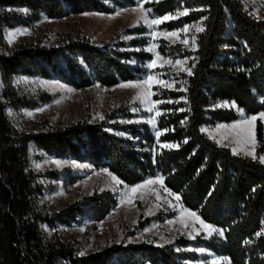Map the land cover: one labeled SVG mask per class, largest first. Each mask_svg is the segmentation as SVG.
<instances>
[{"label":"trees","instance_id":"obj_1","mask_svg":"<svg viewBox=\"0 0 264 264\" xmlns=\"http://www.w3.org/2000/svg\"><path fill=\"white\" fill-rule=\"evenodd\" d=\"M138 3L139 0H0V37L3 39L6 28L30 25L43 16L112 14ZM144 6L157 16L188 10L187 15L164 21L161 26L167 30L195 21L203 25L194 51L159 39L161 54L189 56L192 60L191 75L174 73L173 79L181 81V85L155 87L154 98L161 110L158 138L148 124L135 126L116 121L123 115L120 110L107 112L96 123L84 119L23 134L16 132L7 115V104L35 108L53 99L46 92L37 96L21 93L13 84L17 75L57 79L76 88L95 83L114 86L145 74L149 52L122 50L125 43L113 41L95 44L68 32L58 45L24 42L8 53L0 52V76L5 85L3 91L0 88V264H189L187 260L199 255L178 249L190 245L206 247L223 256L227 261L222 264H264V163L259 159L264 152V123L261 119L256 123V158L234 155L229 146L218 143L204 130L205 125L240 117L235 109L213 107L221 100L234 102L249 115L264 112V18L252 14L242 0H148ZM9 7H25L29 13L19 16ZM147 31L145 26L126 29L137 35L129 44L144 47L148 36L142 34ZM133 58L137 63H131ZM111 127L127 131L131 137L114 134ZM31 144L56 156L106 167L130 185L160 174L166 187L178 194L187 208L205 222L222 228L224 235L193 240L182 236L176 240L178 249L174 243H114L90 255H80L71 242L59 237L47 240L42 223H70L85 214L101 221L117 201L110 191H95L50 214L38 204L41 190L30 167ZM47 175L57 178L60 173L48 171ZM145 225L141 220L137 227Z\"/></svg>","mask_w":264,"mask_h":264},{"label":"rangeland","instance_id":"obj_2","mask_svg":"<svg viewBox=\"0 0 264 264\" xmlns=\"http://www.w3.org/2000/svg\"><path fill=\"white\" fill-rule=\"evenodd\" d=\"M242 2L257 18H264V0H242ZM139 4L140 0L138 5L120 8L112 14L86 12L65 17L52 18L43 16L40 20L30 25L17 24L13 28L5 29L3 39L0 37L1 53H8L24 42H41L50 46L58 45L66 32L75 36L87 37L95 44L107 41H113L114 44L125 43L121 47L122 50L139 49L146 51L145 49L149 48V46L155 45L151 52L146 51L151 54V58L146 61L144 66L148 71L136 80L121 82L114 86H103L95 83L90 87L76 88L57 79L17 75L14 78L13 84L21 93L28 96H37L40 92L53 95L51 101L41 103L35 108H15L7 104V115L18 134L36 132L40 128L55 127L59 124L66 125L84 119H90V122L96 123L102 121L107 112H115L117 110H120L119 112H122L123 115L118 116L116 121L135 126L148 124L155 136L157 131L161 134V131L157 127L159 116L155 115L156 111L161 112L158 108V101L154 98L155 87L175 88L177 85H181V81L173 79L174 73H188L187 71H179L178 69L183 67L184 69L191 70L190 63L192 57H169L161 54L159 51V39L164 38L169 43H179L183 47L194 51L197 49V33L203 25L201 21H195L178 29L167 30L161 26L163 21L159 25L152 26L156 29V35L153 39L149 35L151 30L146 26L145 18H163L165 15L175 17V13L178 10L174 13L157 16L152 11L145 13L137 10L139 9ZM143 8L150 9L146 8L144 4ZM21 9L28 10L25 7L8 8V10L17 15L26 17L29 10L25 14L19 11ZM180 10L182 11L183 9ZM117 13L120 14L117 15ZM138 26H145L148 29L147 33L142 34L148 36V43L144 47L131 46L129 42L137 35L125 32L128 28ZM185 26H188L187 33L182 30ZM22 29H26L27 31L20 34V30ZM165 31H176L178 35L176 37H169L162 34ZM12 32L18 34L10 36L9 33ZM126 36L133 38L125 39L124 37ZM192 37H195V39L193 40ZM185 38H188L187 45L182 43ZM10 40L11 43H9ZM157 53L164 57V60H158L156 67L148 68L147 65L151 60L156 58L155 54ZM185 58L187 59L184 65L173 67L177 59L183 60ZM168 59H171L173 63H167ZM131 63L135 64L137 60L133 58ZM156 69H160V71ZM166 73L169 75L168 78L163 77ZM149 75L153 76L151 86L143 83ZM160 81L164 83L161 84ZM130 82H139L140 87H120L121 84ZM60 85H63V87H60ZM0 88L2 91L5 88L1 76ZM69 89L72 91H69ZM142 90L152 93L149 99L155 103L151 113L147 110L144 99L138 98ZM213 107L231 108L236 111L238 109L243 110L238 108L234 102L228 100L218 101ZM28 113H32V115H28ZM243 114L247 117L253 116L246 114L244 110ZM256 116L260 119L259 114H256ZM241 119L240 115L237 120L232 122L205 125L204 130L212 138L219 141L220 144L229 146L231 149L235 148L237 153L244 155L252 153L249 156L256 157L258 148L256 123L258 119L255 121L253 129L255 135L254 145L250 140L246 141L243 136L237 134L240 129L219 127L221 124L231 125ZM150 120H155V127L149 122ZM262 121L264 123V120ZM109 130L117 135L131 137L127 131L120 128L111 127ZM262 155H264V152L259 158ZM56 161H60L59 165ZM76 165H80V167H76ZM30 167L36 175V182L41 190L38 204L46 208L50 214L59 212L68 203L91 195L95 191H110L115 196L116 205L101 221H97L89 214H85L76 217L70 223L56 221L53 225L48 223L41 224V230L47 240L59 237L71 242L78 249L79 254L90 255L103 251L114 243L127 244L144 241L153 242L157 245L174 243L175 248L178 249L176 240L179 237L183 236L189 240H193L198 237L210 238L218 234L217 232H212L209 235V229L203 228L195 217L188 215L189 212H195L199 216L196 211L187 208L181 199L176 200L175 196L178 194L173 193L166 187L164 179L160 174L149 177L140 183L130 185L123 182L106 167H97L88 161H81L71 157L56 156L55 154L38 149L33 144L30 145ZM48 171H59L60 175L57 178H53L47 175ZM113 176L121 181V183L117 184L112 179ZM160 178H162V183L160 182ZM148 180H153L154 183L147 184ZM138 185H143V187H139L135 193L131 192V189ZM141 197L143 198L141 199ZM200 219L203 220L201 217ZM141 220L146 225L138 228L137 225ZM169 221H173V223H169ZM212 226L223 231L220 227ZM201 249L203 251H200ZM178 250L196 252L199 255L197 258L187 260L189 264H222L227 261L223 256L202 246L190 245Z\"/></svg>","mask_w":264,"mask_h":264},{"label":"snow or ice","instance_id":"obj_3","mask_svg":"<svg viewBox=\"0 0 264 264\" xmlns=\"http://www.w3.org/2000/svg\"><path fill=\"white\" fill-rule=\"evenodd\" d=\"M148 2V0H140V4H139V9L137 10H141L145 13L147 12H150L151 10L150 9H144L143 8V4ZM21 12H24L25 14H27V11L26 9H21L19 10ZM120 13H117V15H119ZM188 14V10L187 9H183L182 11L181 10H178L176 13H175V17H179V16H183V15H187ZM171 15H165L163 18H159V17H154V18H151V19H147L145 18V24L146 26L151 30L149 32V35L154 39L155 38V35H156V29H154L152 26L153 25H159L161 24L163 21H167L169 19H173L175 18ZM206 19V17L204 18ZM185 33H187L188 31V26H185L183 29H182ZM200 31H203V29H199ZM27 31L26 29H22L20 30V34H22L23 32ZM18 33L16 32H12V33H9L10 36H14V35H17ZM162 34L166 35V36H169V37H176L178 35V33L176 31H171V32H163ZM125 39H132L133 37H130V36H126L124 37ZM192 39L194 40L195 37H192ZM9 43H11V40L9 41ZM183 44L187 45L188 44V38H185L183 41H182ZM155 47V45H151L149 46V48L145 49L146 51H152V48ZM137 51H139V49H137ZM155 59L151 60L149 62V64L147 65L148 68H154L157 66V61L158 60H164V57L160 56L158 53L155 54ZM186 59H177L173 65V67H176V66H182L186 63ZM167 63L169 64H172V60L171 59H168L166 61ZM162 66V65H161ZM179 71H187L189 75H191V70L190 69H184L183 67H180L178 69ZM151 82H153V76L152 75H149L145 81H143L144 84H148L149 86H151ZM161 84H163L164 82L163 81H160ZM98 86V85H97ZM60 87H63V85H60ZM120 87H123V88H127V87H132V88H137V87H140V83L139 82H130V83H126V84H121ZM69 91H72L71 89H69ZM152 95V93L150 91H145V90H142L141 93H140V96H138V98H143L144 99V102L147 106V110L151 113L153 111V105L155 102L151 101L149 99V97ZM164 101H159V103H163ZM168 102H171V101H168ZM234 106V105H233ZM181 111H183V109H181ZM238 111L240 112V115L242 117L241 120L231 124V125H224V124H221L219 125L220 128H234V129H240V131L237 133L238 135L240 136H243L245 138V140H250L251 143L254 145L255 144V135H254V127H255V121L258 119V117L256 115H253L251 117H247V116H244L243 114V110H239ZM161 114L160 111H156L155 112V115L156 116H159ZM28 115H32V113H28ZM259 118L264 120V112H261L259 113ZM150 123H152L153 127H155V120H150L149 121ZM183 123V122H182ZM247 125L248 127H242V126H245ZM160 135V132L157 131L156 132V136L159 137ZM187 142V141H185ZM219 143V141H217ZM166 147H172V145H164ZM232 152L233 154H237V150L235 148L232 149ZM246 155H252V153H246ZM253 158H256L255 156H253ZM260 162L261 163H264V155H262L260 158ZM56 163L59 165L60 161H56ZM76 167H80V165H76ZM112 179L117 183H121V181L117 180L116 177H112ZM160 182L162 183V178H160ZM154 183L153 180H148L147 181V184H152ZM139 187H143V185H138L137 187H134L131 189V192L135 193L137 191V189ZM143 197H141L142 199ZM176 200H180V196L179 195H176L175 196ZM187 211V210H185ZM188 215L190 216H193L196 218L197 221L200 222V224L202 225L203 228L205 229H209V235L212 233V232H217L218 234L220 235H223V231L222 230H219V229H216L214 228L212 225L210 224H207L205 223L203 220L200 219L199 216L196 215L195 212H189ZM169 223H173V221H169ZM259 235V234H258ZM200 251H203L202 249ZM81 255H83V253H80ZM230 264V262H229Z\"/></svg>","mask_w":264,"mask_h":264}]
</instances>
